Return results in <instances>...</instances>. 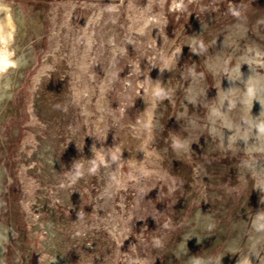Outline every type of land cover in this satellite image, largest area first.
<instances>
[{"label":"rangeland","instance_id":"obj_1","mask_svg":"<svg viewBox=\"0 0 264 264\" xmlns=\"http://www.w3.org/2000/svg\"><path fill=\"white\" fill-rule=\"evenodd\" d=\"M0 27V264H264V0H0Z\"/></svg>","mask_w":264,"mask_h":264},{"label":"bare ground","instance_id":"obj_2","mask_svg":"<svg viewBox=\"0 0 264 264\" xmlns=\"http://www.w3.org/2000/svg\"><path fill=\"white\" fill-rule=\"evenodd\" d=\"M7 16V15H6ZM8 17V16H7ZM7 26L10 28V30L13 31V23L11 22L10 18L8 19L7 21ZM10 35L11 33H7V35H3L2 32H1V27H0V44H1V47H0V79L2 77V71L9 68V67H12L13 65H15L16 63L13 62V61H10L8 60L7 56H9V54L11 53L10 52V49L8 47V44H9V40H10ZM252 76H251V80H252ZM10 77H9V74L6 75L5 77V81L4 82H0V90H7L9 87H10ZM261 117H260V121L257 123H261L262 125H264V108H261ZM260 126V124H259Z\"/></svg>","mask_w":264,"mask_h":264}]
</instances>
